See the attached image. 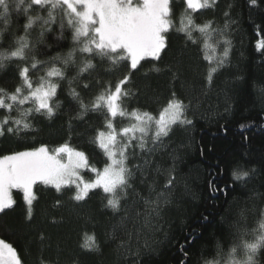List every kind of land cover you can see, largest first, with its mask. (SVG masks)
<instances>
[{
	"label": "trees",
	"instance_id": "obj_1",
	"mask_svg": "<svg viewBox=\"0 0 264 264\" xmlns=\"http://www.w3.org/2000/svg\"><path fill=\"white\" fill-rule=\"evenodd\" d=\"M28 2L19 10L10 8L7 21L0 19V53L14 50L20 37L29 44L25 60L5 61L0 89L14 92L22 84L20 69L28 66L33 86L41 77L58 85L54 115L34 113L28 118L30 129L15 134L6 131L13 125H6L0 135V157L68 144L84 152L91 167L102 170L109 161L93 141L98 130L108 131L106 115L104 110L92 111L91 104L105 87L110 84L114 90L125 76L130 80L124 87L132 93L123 105L128 111L138 109L157 117L169 100L178 99L192 124L173 125L151 153L134 149L128 167L145 159L151 166L146 182L140 172L134 173L119 211L106 207L108 194L102 189L76 201L73 186L57 191L38 182L30 214L23 193L13 192V206L0 212V240L13 246L20 264H243L247 251L242 245L264 233L260 228L264 222V47H260L264 45V0L255 4L214 0L211 7L197 12L187 10L185 0H171L173 23L164 34L166 47L159 59L145 57L131 69L130 60L113 67L97 57L96 69L83 73L79 69L87 54L78 51L72 29L66 26L60 38V21L63 17L67 25V17L57 9L55 23L45 26L51 31L40 22L26 30L28 16H48L38 7L26 14ZM182 16H190L197 25L211 22L208 47L200 32L192 31L189 39L179 30ZM70 52L71 61L65 64ZM220 59L222 65L217 63ZM34 61L41 62L37 69L31 68ZM52 67L63 71L64 78L47 77ZM211 67L217 71L209 81ZM72 88L89 106L87 112L69 95ZM5 116L18 117L17 107L11 113L0 108V120ZM131 123L120 117L114 121L117 131ZM154 132L153 128L148 132L149 138ZM147 146L153 147L151 139ZM234 170L247 171L249 177L236 181ZM170 177L174 183L168 203L162 204L158 216L150 214L142 199L149 197V185L163 191ZM253 259L264 264V246Z\"/></svg>",
	"mask_w": 264,
	"mask_h": 264
},
{
	"label": "snow or ice",
	"instance_id": "obj_2",
	"mask_svg": "<svg viewBox=\"0 0 264 264\" xmlns=\"http://www.w3.org/2000/svg\"><path fill=\"white\" fill-rule=\"evenodd\" d=\"M256 0H252L255 4ZM171 0H29L24 12L27 14L34 7L48 11L47 19L42 16H28L25 29L40 22L42 28L51 31L50 27H45L55 23L54 12L59 9L63 16L67 17L65 25L63 17L60 21L61 37L63 38L64 28L72 29V40L78 45L81 54H87V58L79 72L95 70L96 64L93 61L98 57L100 61H109L115 67L120 61L130 60L131 69H136L141 60L145 57L159 59L161 51L166 47L165 33L172 27L170 8ZM214 0H185L186 9L193 12L211 7ZM25 5V0H0V19L7 21L10 8L13 6L19 10ZM227 15V14H226ZM187 19V23L184 20ZM180 31L186 32L189 39H192V31H198L206 37L205 47H208L207 37L212 30L211 22L203 25L194 23L190 16H182ZM44 32H41L43 36ZM195 43V40H193ZM225 44L230 42L225 40ZM18 46L10 53H0V70L5 68V61L10 59L25 60L28 55L29 44L24 37L17 40ZM264 47V45H260ZM74 49L73 51H75ZM73 53H69L71 61ZM228 56V48L225 47L223 57ZM205 59H211L205 55ZM41 62L34 61L32 69H37ZM218 65L224 63L220 59ZM217 67H211L208 72V79L211 81L213 73ZM22 81L12 93L0 89V108L6 109L9 113L16 106L19 116L10 118L5 116L0 120V135L5 132L6 125L8 133H18L22 130L30 129L28 120L34 113L54 115L53 98L56 96L58 85L41 77L40 82L34 87L29 76V67L24 66L19 71ZM47 77L64 78V72L56 67H52L46 73ZM130 80L125 76L116 83L114 90L109 84L100 94H98L91 104L92 111L104 110L106 115L105 127L108 131L98 130L94 143L103 150L109 163L102 170L91 167L86 154L82 151L71 148L68 144L61 145L54 151L49 152L46 146L31 151L16 152L11 155L0 157V212L11 208L14 201L11 197V189H20L23 192L24 200L29 206L36 199L33 194V185L40 181L44 184H51L57 191L63 187L75 185L76 191L73 199L82 201L88 197L89 192L100 188L108 194L106 207L115 211L121 208V200L127 195V190L132 187L130 181L135 172H140L147 181V173L151 162L147 159L142 164L129 168V156H135L134 149L139 147L142 153H151L155 150V145L161 142L162 137L169 134L173 125H191L192 121L184 115L185 105L178 99H171L167 106L160 112L159 118L153 117L149 112H140L138 109L128 111L123 105L125 100L132 93L124 87ZM89 85L85 84L84 88ZM69 95L79 102L83 112L89 110L74 89H70ZM175 96V93H173ZM10 101V102H6ZM25 104L31 105L23 108ZM117 117L128 118L134 123L127 127H122L117 131L114 121ZM155 127L154 135L149 138L148 132ZM139 133V135H137ZM153 144L149 148L148 140ZM132 149L130 152L129 150ZM66 157V159H65ZM81 169H88L95 174V179L85 180L80 174ZM160 172V169H156ZM249 177L247 171L234 170L233 179L236 181ZM174 183V177H170L164 185V190L156 192L152 185H149V197L142 198L149 206L151 213L158 216L162 204L168 203V194ZM155 193V198L152 194ZM123 224V221L121 222ZM264 229V222L260 224ZM94 240V238H93ZM264 246V233L258 236L253 243H244L242 247L247 251V259L243 264H255L253 259L258 248ZM235 253L236 249L233 248ZM0 261L3 264H20L19 257L12 245L0 240Z\"/></svg>",
	"mask_w": 264,
	"mask_h": 264
},
{
	"label": "rangeland",
	"instance_id": "obj_3",
	"mask_svg": "<svg viewBox=\"0 0 264 264\" xmlns=\"http://www.w3.org/2000/svg\"><path fill=\"white\" fill-rule=\"evenodd\" d=\"M162 52V51H161ZM45 83H47V82H45ZM35 87V86H34ZM153 115V114H152ZM153 117H155V118H159V115H157V117L156 116H154L153 115ZM153 130L155 131V127H154V125H153ZM152 128L149 130V131H151L152 130ZM48 148V147H47ZM58 148V147H57ZM71 148H73V147H71ZM74 149V148H73ZM48 150H49V152H52V151H54V150H50L49 148H48ZM76 150V149H75ZM79 151V150H78ZM11 155V154H10ZM4 157V156H3ZM65 159H66V157H65ZM109 163V162H108ZM80 174L83 176V178L85 179V180H89V179H95V174L94 173H92L91 171H89L88 169H81L80 170ZM38 182H40V181H37V183ZM42 183V182H41ZM48 185H51V184H48ZM51 186H53V185H51ZM74 188H75V185H72ZM34 187H35V184L33 185V194L35 195V192H34ZM54 187V186H53ZM76 189V188H75ZM97 189H100V188H97ZM15 190H20V189H11L10 190V194H11V197H12V199H13V201H14V197H13V192L15 191ZM21 192H22V190H20ZM23 193V192H22ZM0 264H3V262L2 261H0Z\"/></svg>",
	"mask_w": 264,
	"mask_h": 264
}]
</instances>
